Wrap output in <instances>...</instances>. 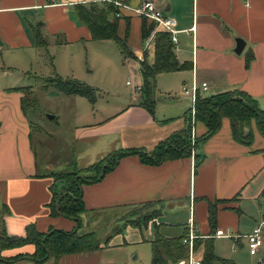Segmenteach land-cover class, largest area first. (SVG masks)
I'll return each instance as SVG.
<instances>
[{"label": "crops", "instance_id": "0c3cea01", "mask_svg": "<svg viewBox=\"0 0 264 264\" xmlns=\"http://www.w3.org/2000/svg\"><path fill=\"white\" fill-rule=\"evenodd\" d=\"M58 1L59 4H52V0H0V40L4 42L0 46L38 48L33 32L37 26L42 32L46 29L52 37L65 36V45L92 41L89 29L77 19L74 6L113 0ZM120 1L133 10L146 1H153L165 16L177 21L176 55L180 63L189 64L191 69L163 75H180L183 98L191 102L183 89L191 88L197 81L200 86L208 84V90L201 91L203 94L212 89L211 95L244 91L264 111V0ZM40 11L44 13L43 24L37 22ZM123 12L131 18L129 48L134 58H129L133 59L129 65L138 79L137 93L129 105L114 115L98 121L95 118L94 123L77 127L78 141L97 143L96 148L88 149L85 154L94 150L98 158L131 148L152 151L189 126L187 116L192 102L175 103L177 99L170 95L171 89L167 91L170 100L157 99L154 115L139 107V89L143 85L139 61L148 50L149 58L153 59L151 46L158 31L155 29L144 41L142 17L128 9ZM125 32L126 22L122 20L119 33L123 37ZM238 39L246 43L241 55L235 53ZM249 54L254 60L247 67ZM16 89L0 86V208L7 207L10 212L4 217L7 231L10 235L23 236L29 225H36L40 232L52 227L72 231L76 226L73 221L52 217L47 208L53 180L39 176L54 172L48 166H45L46 172L39 167L33 127L22 109L25 94ZM243 129L244 135H252L248 144L234 138L232 123L224 118L221 129L207 141L195 145L190 157L168 160L158 166L145 165L138 156L124 158L102 182L84 187L86 213L128 212L132 208L134 213L144 208L146 214L159 212L145 227L149 243L155 239L156 226L166 238H180L188 233L191 224L196 234L207 240L215 235L209 221L212 204L217 209L216 232L223 230L231 235V238L213 239L214 248L216 240L229 239L234 251L248 248L249 252L246 237L264 221V135L255 119ZM131 132L132 140H124L123 136ZM205 133V125L194 121L193 140ZM33 252L34 247L29 245L2 255ZM198 254L203 257V251ZM254 258L252 264L258 258V264H264V246Z\"/></svg>", "mask_w": 264, "mask_h": 264}, {"label": "trees", "instance_id": "16d2710c", "mask_svg": "<svg viewBox=\"0 0 264 264\" xmlns=\"http://www.w3.org/2000/svg\"><path fill=\"white\" fill-rule=\"evenodd\" d=\"M123 11L111 2L74 6L77 19L89 29L93 41H115L125 59L134 58L129 48L131 18L124 16ZM122 20L126 22V32L123 37L119 33ZM156 26L155 22L142 17L141 33L144 41L151 37ZM33 32L36 46L48 48L40 26L34 28ZM57 44L65 45L67 42L58 41ZM151 47L154 54L153 59L149 58L148 50L145 52L143 60L139 61L143 85L139 89L138 105L154 115L157 106L158 77L163 74L187 71L191 69V66L179 62L172 35L168 32L163 30L156 32ZM253 60V55L249 54L246 59L247 67H250ZM52 89L64 96H79L88 99L92 104L96 103L94 89L78 80H64L59 76L44 80L42 91L49 92ZM16 91L25 94L22 99L24 113L28 114L30 107L34 104L38 107V99L31 98L34 96V91L30 88H17ZM187 118L189 122L187 130L173 134L152 151L144 149L118 150L107 154L86 168H79L78 164L74 162L66 172L39 176V178L53 180L49 187L52 198L47 205L50 215L66 218L73 221L76 226L72 231H63L52 227L47 232H40L36 225H29L23 236H14L8 233L4 220V217L10 213L9 209L7 207L0 208V264H15L20 261L45 264L51 259L59 264L61 259L66 256L97 252L109 247L113 237H110L103 246L96 233L81 232L83 229L82 215L87 212L84 187L102 182L105 176L113 172L126 157L138 156L143 164L150 166H158L168 160L190 157L195 145L207 141L221 129L224 118L231 121L233 136L240 143L248 144L252 140V135H244L243 128L253 119L257 121L264 135V111L260 109L256 100L241 90L211 96L199 93L195 104V113L192 114L191 108ZM194 121L202 123L206 127V133L197 137L196 140L192 138ZM158 216L159 212L144 214L140 217L137 227H147ZM209 221L212 232L216 233L217 209L212 204H210ZM187 234L180 238H166L156 226L155 239L150 243L152 264H177L185 259L188 249L184 245V239ZM29 245L34 247L33 253H21L10 257L2 255L5 251ZM195 246L197 252L203 251L202 264H214L218 260L213 239H197Z\"/></svg>", "mask_w": 264, "mask_h": 264}, {"label": "rangeland", "instance_id": "374dc122", "mask_svg": "<svg viewBox=\"0 0 264 264\" xmlns=\"http://www.w3.org/2000/svg\"><path fill=\"white\" fill-rule=\"evenodd\" d=\"M38 19L39 24L45 22L42 11ZM43 33L47 36L48 48L0 46V86L30 88L34 91L31 98L38 99V107L36 104L30 107L27 120L33 127V142L42 172H46L45 166L50 168V172H66L74 162L79 168H86L101 158L94 150L85 154L88 149L96 148L97 143L78 141L75 138L77 127L94 123L95 118L98 121L112 116L132 102L138 81L129 65L133 59H125L115 41L92 40L60 46L57 42L65 41V36L57 39L46 29ZM3 35L7 36L4 30ZM131 38L133 40V35ZM56 76L64 80H78L93 88L96 103L79 96H64L53 89L43 92L44 80ZM178 76L163 75L158 78V100H170L167 91L171 89L170 95L177 99L175 103L192 102L181 95L183 82ZM212 91L202 94L210 96ZM175 113L178 115L177 110ZM50 116L55 119L50 120ZM123 138L132 140L133 132ZM144 214V208L134 213L132 208L128 212L111 210L82 215L84 226L81 232L96 233L103 246L113 237L111 245L97 252L66 256L59 264H152L148 231L144 226L137 227ZM121 231L123 234H120ZM234 248L229 239L216 240L215 253L220 259L214 264L253 263L255 258L249 255L248 248H238L237 252ZM18 264L34 263L22 261ZM45 264H56V261L51 259Z\"/></svg>", "mask_w": 264, "mask_h": 264}, {"label": "built area", "instance_id": "2783aa9c", "mask_svg": "<svg viewBox=\"0 0 264 264\" xmlns=\"http://www.w3.org/2000/svg\"><path fill=\"white\" fill-rule=\"evenodd\" d=\"M116 7L122 10H131L135 14L140 17L147 18L148 20L156 23V31L163 30L168 32L172 35V39L174 44L178 43L177 40V21L173 18H169L164 15L163 11L159 8V6L153 1H146L144 2L139 8L137 9H129L125 4H123L120 0H113L111 1ZM52 4H59L58 0H52ZM120 16V15H119ZM208 90V84H198L197 81L194 82V85L191 88H184L183 94L187 97L191 98L192 101V114L195 113V104L198 98L199 93L201 91ZM213 239H222V238H231L227 232L223 230H219L215 233L212 237ZM249 253L252 257L258 256L260 249L264 246V221L261 222L254 231L249 234L247 237ZM197 239H201L194 230V225L191 224L188 234L184 239V245L188 249L187 257L177 264H202V258L197 252L195 241Z\"/></svg>", "mask_w": 264, "mask_h": 264}, {"label": "water", "instance_id": "95a60500", "mask_svg": "<svg viewBox=\"0 0 264 264\" xmlns=\"http://www.w3.org/2000/svg\"><path fill=\"white\" fill-rule=\"evenodd\" d=\"M0 45H1V44H0ZM245 47H246V43L244 42V40H242V39H238V40H237V47H236V49H235V53L238 54V55H241V54L243 53ZM49 119H50V120H54L55 117H53V116L51 117V116H50Z\"/></svg>", "mask_w": 264, "mask_h": 264}]
</instances>
